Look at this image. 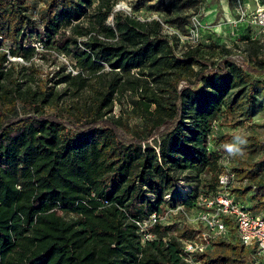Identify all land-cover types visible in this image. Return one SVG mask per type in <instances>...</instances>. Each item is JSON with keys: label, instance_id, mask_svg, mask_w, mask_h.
<instances>
[{"label": "trees", "instance_id": "1", "mask_svg": "<svg viewBox=\"0 0 264 264\" xmlns=\"http://www.w3.org/2000/svg\"><path fill=\"white\" fill-rule=\"evenodd\" d=\"M156 1L159 10L165 2L196 6ZM116 4L0 0V264H187L183 243L195 230L161 221L142 242L135 222L178 206L192 211L198 196L213 194L224 169L208 147L214 124L236 112L249 119L264 106L260 47L242 62H210L206 47L179 52L159 21L141 22ZM180 19L171 24L183 27ZM35 43L74 63L71 74L56 73L57 84L80 93L66 107L72 121L45 113L58 99L52 89L23 88L11 77L10 58L31 60ZM125 97L140 124L109 117ZM263 169L264 157L230 170L254 181L240 191L250 193L254 215H264V181H255ZM180 180L188 192L177 189ZM214 248L193 262L255 264L234 235Z\"/></svg>", "mask_w": 264, "mask_h": 264}, {"label": "rangeland", "instance_id": "2", "mask_svg": "<svg viewBox=\"0 0 264 264\" xmlns=\"http://www.w3.org/2000/svg\"><path fill=\"white\" fill-rule=\"evenodd\" d=\"M194 1L196 2L195 9L184 10L179 7L178 2H165L159 10L152 8L156 4V0L151 2H147V0H117L114 10L122 11L141 22L159 21L164 33L176 36L178 39L179 52L188 46L201 45L206 47L204 52L210 62L217 61L221 55L242 62L252 58L254 51L257 50L255 48L260 47L261 51H264V0ZM177 18H181L183 27L171 24ZM254 42L257 44L254 45ZM212 44H215V47H212ZM33 46L39 48V55L31 60L10 58V61L16 65L11 77L21 83L23 88L30 86L36 90L39 84L43 83L52 89V92L57 94L58 99L52 106L45 107V113L61 115L66 120L72 121V116L66 111V107L72 106L79 99L80 93L77 95L72 83L57 84L61 74L56 75V73L63 69V74H71L74 70L73 61L55 52L41 51L38 43L33 44ZM222 47L228 52V55L223 53ZM254 78L256 79V77ZM263 79V77L259 78V80ZM128 99L125 97L119 101L116 100L109 117L115 119L121 116L130 127L140 124V120L131 117ZM26 110L31 113L30 109L25 107L24 111ZM237 135L243 137L246 143L241 146L243 149L241 154L231 156L227 153L225 145L232 143L233 138ZM256 140L264 143V106L249 119L240 116L238 112L227 117L220 116L212 128L208 147L211 151H217L220 154L219 164L222 168L227 167L229 170L249 169L255 162L264 157V151L262 152L256 147ZM152 144L150 141V145ZM235 176L231 185L233 197L240 204L252 207L250 193L247 192L244 195L240 191L248 185H252L254 181L250 182L248 179ZM255 181H264V169L257 175ZM186 184L188 183L185 180H180L177 183L178 187L181 186L179 188L182 193H186L189 188ZM259 214L261 215L262 212ZM194 216L190 211L179 206L174 209H166L164 211V224L176 225L179 229L187 226L196 231ZM197 227L200 228L201 226L197 225ZM214 251L215 248L208 251L207 254H212ZM195 261L187 264H195Z\"/></svg>", "mask_w": 264, "mask_h": 264}, {"label": "built area", "instance_id": "3", "mask_svg": "<svg viewBox=\"0 0 264 264\" xmlns=\"http://www.w3.org/2000/svg\"><path fill=\"white\" fill-rule=\"evenodd\" d=\"M234 180L232 172L224 167L215 192L197 197L195 208L190 211L195 215L196 233L191 240L183 243V259L186 263H192L194 255L207 253L218 241L229 240L234 235L244 247L253 250L255 264H264V215L252 214L233 197L231 185ZM176 187L180 191L181 186ZM164 220L163 212V215L152 214L141 222H135L141 241L150 240L152 237L147 234L148 229Z\"/></svg>", "mask_w": 264, "mask_h": 264}, {"label": "clouds", "instance_id": "4", "mask_svg": "<svg viewBox=\"0 0 264 264\" xmlns=\"http://www.w3.org/2000/svg\"><path fill=\"white\" fill-rule=\"evenodd\" d=\"M245 143H246L245 139L237 135L233 138L232 143L225 145V149L229 155L235 156L242 153L243 149L241 146L244 145Z\"/></svg>", "mask_w": 264, "mask_h": 264}]
</instances>
